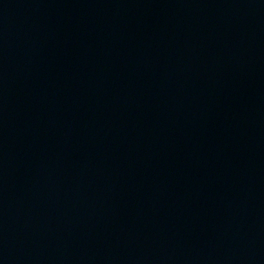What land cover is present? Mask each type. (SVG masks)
Returning a JSON list of instances; mask_svg holds the SVG:
<instances>
[{"label":"water","instance_id":"water-1","mask_svg":"<svg viewBox=\"0 0 264 264\" xmlns=\"http://www.w3.org/2000/svg\"><path fill=\"white\" fill-rule=\"evenodd\" d=\"M0 264H264V0H0Z\"/></svg>","mask_w":264,"mask_h":264}]
</instances>
